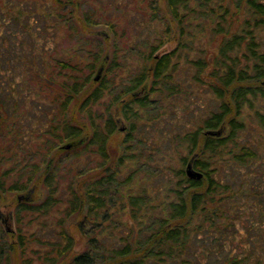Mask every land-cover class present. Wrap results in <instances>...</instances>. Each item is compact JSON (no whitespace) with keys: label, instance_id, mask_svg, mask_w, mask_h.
I'll use <instances>...</instances> for the list:
<instances>
[{"label":"trees","instance_id":"1","mask_svg":"<svg viewBox=\"0 0 264 264\" xmlns=\"http://www.w3.org/2000/svg\"><path fill=\"white\" fill-rule=\"evenodd\" d=\"M22 1L26 0L19 3ZM84 1L53 0L56 6L70 9L67 13L48 11L54 15L50 26L73 20L78 34L84 36L88 32L94 36L95 27H108L114 46L106 48L111 37L95 39L98 49L90 50L92 61L86 63L89 72L81 81L62 72L65 79L59 82L46 66L34 69L28 77L36 85L40 83L36 96L55 93L51 104L58 108L54 121L59 120L44 134L56 141L48 145L41 158L22 145L24 157L18 163L11 167L12 161L5 157L0 160V208L8 195L23 196L21 201L15 200V232L3 224L0 209V264H264V43L259 36L264 29V0H143L137 28L146 29L156 22L163 32L157 44L139 53L143 64L130 72L128 84L114 97L129 124L125 138L128 147L116 167L111 164L108 142L117 123L113 117L102 123L92 112L107 90L105 77L96 84L90 73L99 60L100 65L106 61V50L111 51L113 67L124 65L119 44L122 35H118L113 17L98 21L89 13L77 15L75 10ZM162 8L164 12H160ZM48 14L26 23L23 29L0 30V95L14 92L8 67L14 59L27 62L26 55L18 53L24 51L25 40L34 50L41 36L57 31L29 29L40 21L46 26ZM198 26L202 27L199 33H210L220 40L211 57L189 58L187 54L186 64L194 70L191 82L212 93L218 104L195 129L175 135L176 147L185 152L180 165H155L153 154L138 136L137 153L134 151V132H139L144 111L158 110L164 100L185 93L178 76L180 60L195 41L197 32L193 29ZM173 37L178 39L177 45L157 54ZM133 47L137 53V46ZM30 57L34 66L35 57L32 53ZM7 89L11 92L6 93ZM5 101L0 97L1 106ZM73 103L88 116L90 129L68 116ZM66 140L73 142L76 154L78 150H92L97 164L76 170L67 182V198L58 204L62 198L61 163L57 159ZM51 152L55 154L51 156ZM128 160H136L137 169L121 178L119 166ZM189 164L191 176L187 173ZM136 180L137 192L128 193L126 205L137 221L135 234L119 225L121 209L112 207L121 190L131 189ZM39 183L47 190L46 195L39 201L30 200V189ZM59 210L61 215L53 223L54 238L28 232L26 217L43 218ZM106 221L111 225L106 226ZM72 226L86 241L80 251H76ZM107 227L109 233L105 235ZM36 252L39 263L31 259Z\"/></svg>","mask_w":264,"mask_h":264},{"label":"rangeland","instance_id":"2","mask_svg":"<svg viewBox=\"0 0 264 264\" xmlns=\"http://www.w3.org/2000/svg\"><path fill=\"white\" fill-rule=\"evenodd\" d=\"M20 0H0V30L1 29H23V25L26 23H34L38 17L48 14V11L55 9L56 13H67L70 7L56 6L53 0H26L19 3ZM65 1V0H63ZM88 1V2H87ZM82 3L80 8H76L75 12L78 15L80 12L89 13L94 15L98 21L107 17H113L116 21L115 28L118 31V35H122V42L119 43L122 48V55L125 57L124 63L121 67H113L111 64V51L106 50V61L100 65L99 60L92 73L91 77L95 83L104 81L107 85V90L103 97L93 105L92 112L97 115L98 121L104 123L109 117H113L117 123L116 130L112 132L108 142V151L110 154V160L113 167L117 166V162L120 160L121 155L125 153L127 146L125 138L127 137L129 124L123 117L120 110L119 103H115L114 97L120 93L128 84L129 74L140 65L143 64V60L139 56V53H146L150 48V45L158 43V37L162 35L163 29L161 25L153 22L150 26H146V29L137 28V15L142 11L143 0H87ZM19 3V4H18ZM56 8H55V7ZM60 6H63L60 4ZM160 6L164 7V3L161 2ZM67 7V8H66ZM91 12V13H90ZM160 12H164V9H160ZM46 26L41 25L43 22L34 24L29 29H57L45 33L34 43V50L29 48L31 43L25 40V49L22 53L18 52L22 57H25L27 62L22 59H14L12 66H9L11 80L14 86L13 94L0 95L1 98H6L2 106L0 104V160H10L13 165L18 163L19 159L22 160L24 155V148L21 150L22 145L28 149L33 150L35 157L41 158L46 150L48 151V145L55 143V139L50 135L44 134L45 130L57 126L58 120L54 121V116L58 113L54 103L51 104V97L53 95L40 94L36 96L40 88V83L36 85L33 81L28 80V77L32 75L34 69H41L46 66L49 71L54 73L56 80L63 81L65 77L62 72L67 76H71L73 79L83 80L88 74L89 70L86 67V63L92 60L90 50L94 51L98 49L95 39H102L103 37H111L107 49L113 48V36L108 27L100 26L95 27L92 30L94 36L91 33L78 34L74 28L73 20L67 22H58L53 24L52 19L54 15L48 14ZM3 16L5 21H3ZM28 16H32L28 19ZM17 17V20H16ZM198 23V20L195 21ZM29 27V24L27 25ZM40 26L39 28H37ZM27 28V27H26ZM202 29L198 26L193 29L197 32L195 41L191 42L187 49L184 51V55L180 60V69L178 76L184 82L183 88H186L183 95L176 96L174 98L164 100L162 106L158 110L146 112L140 119V129L137 133V129L134 132V151L137 153V136L145 142L147 152L153 154V160L155 165H171L176 167L180 165V156L184 155V150L180 146L176 147L174 139L175 135L185 133L193 130L198 126L204 116L208 114L211 109L216 108L218 101L214 95L207 92L202 85L191 82L192 73L194 72L190 64H186L189 58H196L200 55H207L211 57L216 51V46L219 43V36H211L210 33H199L198 30ZM190 30V29H189ZM192 30V29H191ZM2 31V30H1ZM97 38H96V37ZM99 36V37H98ZM177 37V35H174ZM259 36L264 43V29L259 31ZM186 37V36H185ZM89 39V40H88ZM89 41L87 44L84 41ZM190 42V41H189ZM90 43V44H89ZM178 43V39L174 38L162 46L157 54H163L164 52L171 51ZM96 45V46H94ZM137 46V53L136 47ZM44 46V47H43ZM204 51H199V49ZM41 50H46L44 54H40ZM31 53L34 55V66H31ZM189 58H188V56ZM79 63V64H78ZM88 64V63H87ZM151 65V62H148ZM77 66L80 68L77 71ZM102 67L99 73V68ZM5 70V65L1 67ZM43 71V69L41 70ZM30 72V73H29ZM99 76L98 80L95 78ZM10 90H6V93H10ZM57 95V92H56ZM125 101V99H122ZM59 101L57 100L55 104ZM58 105V104H57ZM69 117L76 119L78 125H82L85 128L90 129L88 116L84 111H81L79 105L73 103L70 107ZM56 124V125H53ZM54 127V128H55ZM20 128V129H19ZM15 129V130H14ZM56 132V131H55ZM52 141V142H51ZM173 141V143H172ZM41 142V143H39ZM67 143H71L72 147L63 148ZM21 144V145H20ZM20 145V147H19ZM64 152L58 156L59 176L60 180V197L62 200L58 203L61 204L63 199L67 198V182L70 178H73V174L80 169L93 166L97 164L95 153L92 150H78L73 148V142L66 140L60 145ZM55 152V151H54ZM51 152V156L55 154ZM24 157V156H23ZM146 158V157H145ZM12 167V166H11ZM121 178L130 173L133 169H137L136 160H128L123 166H119ZM77 170V171H76ZM15 177L18 173H14ZM144 181L142 179L140 182ZM137 180L131 189L126 188L121 190V193L117 196V204L112 207L114 210L117 206L121 209L119 211L120 220L119 225H123L125 228H131L132 231L137 233V221L134 220L130 214L129 206L127 205L128 193L137 192ZM30 200L39 201L46 195L47 190L41 188V184L35 185L30 189ZM8 200L2 202L1 212L3 224H7L8 231H16L15 221V200L21 201L23 196L21 194H11L7 196ZM64 206V204L62 205ZM55 214V215H54ZM54 215V216H53ZM61 211L53 213L51 216L43 218L26 217V225L28 232H34L43 237H55L54 220L56 216H60ZM29 219L32 222H29ZM122 219V220H121ZM45 223V224H44ZM54 223V224H53ZM73 223V222H71ZM77 221H75V224ZM74 224V223H73ZM71 224V225H73ZM106 226L111 225L106 221ZM73 234L76 237V251H80L84 248L85 239L84 236L75 228ZM109 233L108 227L105 230V235ZM120 234V231H118ZM57 237V236H56ZM35 250L41 252V247L35 245ZM33 253L31 259L36 263L38 254Z\"/></svg>","mask_w":264,"mask_h":264},{"label":"water","instance_id":"3","mask_svg":"<svg viewBox=\"0 0 264 264\" xmlns=\"http://www.w3.org/2000/svg\"><path fill=\"white\" fill-rule=\"evenodd\" d=\"M101 69H102V67L99 68V71H98L99 73L101 72ZM98 78H99V76H97L95 79L98 80ZM70 147H72L71 143H67L66 145L63 146V148H70ZM187 173L190 176L192 175V170H191V165L190 164L188 166ZM199 177H201V174L199 175Z\"/></svg>","mask_w":264,"mask_h":264}]
</instances>
